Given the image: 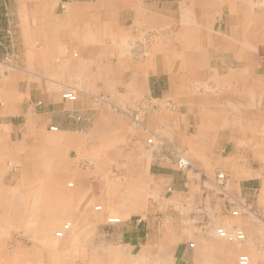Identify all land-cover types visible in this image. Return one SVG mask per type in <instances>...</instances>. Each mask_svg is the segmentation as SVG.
Masks as SVG:
<instances>
[{
  "label": "crops",
  "instance_id": "1",
  "mask_svg": "<svg viewBox=\"0 0 264 264\" xmlns=\"http://www.w3.org/2000/svg\"><path fill=\"white\" fill-rule=\"evenodd\" d=\"M247 1L0 0V32L7 17L15 29L6 52L14 65L0 51V103L13 113L3 115L22 120L7 126L11 137L29 136L21 152H47L55 165L63 151L79 165L73 191L61 183L32 196L70 199L89 233L80 243L87 264H236L214 233L234 226L236 208L246 243L235 252L264 264V64L245 46L264 28ZM219 13L225 30L203 27ZM232 41L243 49L234 65ZM68 91L76 101L61 97ZM1 134L0 164L23 159ZM230 142L236 155L226 153Z\"/></svg>",
  "mask_w": 264,
  "mask_h": 264
},
{
  "label": "rangeland",
  "instance_id": "2",
  "mask_svg": "<svg viewBox=\"0 0 264 264\" xmlns=\"http://www.w3.org/2000/svg\"><path fill=\"white\" fill-rule=\"evenodd\" d=\"M241 2H243V0H241ZM262 2H264V0H248V5L243 7L244 10L247 11V14H249V17L260 16L258 19L260 21V27L264 28V7H261V9L256 7L252 8V4L255 5L256 3ZM223 16L224 15L222 13H219V16L217 14V16L213 19L214 21L208 22L211 24L204 23L202 25L204 28L211 29V26L216 23L215 30L223 31L226 29ZM11 21H13V19L7 17V19H5V27L0 32V51L4 52V55L1 56V61L8 67L12 64L14 65V55L11 53L6 54V52L13 50V44L15 43V29L13 28L14 25L13 23L11 24ZM262 35L264 36V29L257 34L258 37L256 39L255 37H249L245 44L248 52L253 54L254 59L251 61L254 60L258 68L264 64V40L260 41L259 39ZM225 40L226 43L230 41L229 39ZM209 41L210 40L206 38L201 39V43L204 45ZM233 41H236V39ZM233 41L231 42L233 43V51H230V55L232 56L230 60H228L231 61L232 65L239 62V54L243 52V49H238L239 44ZM215 45L218 47L223 45V43H216ZM241 47H243V44ZM210 51H213L211 47ZM235 53H238V55ZM219 60L222 62V60H224L223 56L220 57ZM3 106L4 104L0 103V133H3L1 134V138L5 142V145H8L7 147L14 149L18 148L19 156H22L23 154L25 155L21 160H17L16 158L14 159V156L8 157L6 160H2V164H0V259L4 261L0 264H87V258L85 256V250L87 248L81 247L80 243L82 242L81 239L83 237L86 238L89 233L86 234L83 228L80 229V222L77 223L73 219H79L80 216L77 215L76 217H73L74 214L72 213H74V211L67 207V202L70 199L57 197L56 199L52 198L51 200L44 198L38 200L32 196V193L37 189H39V191H36L37 193H40L41 190H58L61 183L64 185L63 189L73 191L74 187L72 186L74 183V172H78V170H80L79 165L70 166L69 161L65 159V152L63 151L59 152L60 159L56 161L55 165L47 162V156H44L47 152H42L40 154L41 157H39V154L35 151L21 152L20 148L22 143L27 142L29 136L24 135L23 139L22 136L19 138L15 135L12 137L10 136V127L7 126L12 123L14 125H16V123L21 124L22 120L20 118L3 115L4 112L6 114H13L11 110L4 111L5 109ZM48 130L51 131V128ZM234 145L235 144L233 142L225 144L227 154L236 155ZM219 174H224L226 181L227 176L222 171L217 173V180ZM218 183L219 185L221 183L224 185L221 181H218ZM73 202L77 205L79 198L77 196L74 197L73 195L72 203ZM95 205L97 204H93V212H100L101 209L95 210V208L100 205ZM77 211H79V209H77ZM233 211H238V215L233 216L231 214V225L234 226L231 228H225L229 231L238 229L235 225L237 226L240 212L238 208L232 210L231 213ZM110 217L115 216H108L107 218ZM66 223L71 224L69 232H67L63 238H56L55 233L60 231L62 226ZM49 227L50 231H45L46 229L44 228ZM217 228L218 227H216V229ZM216 229L214 232L215 235ZM216 238L217 251L224 253L227 258L231 260L235 256L236 264H238L239 256L243 254L247 255L244 252H235L238 246H244L246 239L241 244H233L220 239L217 235ZM95 252L96 248L89 247V255H95ZM101 253L102 252L98 254ZM19 254H25L28 259L37 258L36 255L38 254L37 256L40 261L34 263L31 261L18 262L17 259L21 258L19 257ZM106 254L107 253H104L103 256ZM81 255H83V258Z\"/></svg>",
  "mask_w": 264,
  "mask_h": 264
},
{
  "label": "built area",
  "instance_id": "3",
  "mask_svg": "<svg viewBox=\"0 0 264 264\" xmlns=\"http://www.w3.org/2000/svg\"><path fill=\"white\" fill-rule=\"evenodd\" d=\"M61 97L65 100L70 101V102H74L77 100V95L73 91L64 92ZM51 130L55 131L56 128L52 127ZM151 141L152 140L149 139V140H147V143H151ZM177 167L180 170H188L190 168V164L186 160V158H184L183 156H179L177 159ZM224 180H225L224 174H219L218 175V181L223 182ZM100 209H101L100 206H97L95 208V210H100ZM231 214L233 216H236V215H238V211H233ZM119 222H120V220L118 218H115V217L107 218V223H109V224H116ZM70 227H71L70 223L64 224L62 226L61 230L55 233V237L56 238H63L65 233H67L70 230ZM216 235L220 239L231 242L233 244H241L246 239L244 232L240 229L229 231V230L221 227V228L216 229ZM238 264H252V263H251L250 257L248 255L243 254V255L239 256Z\"/></svg>",
  "mask_w": 264,
  "mask_h": 264
},
{
  "label": "bare ground",
  "instance_id": "4",
  "mask_svg": "<svg viewBox=\"0 0 264 264\" xmlns=\"http://www.w3.org/2000/svg\"><path fill=\"white\" fill-rule=\"evenodd\" d=\"M257 8V7H256ZM245 67V66H244ZM13 205V204H12ZM43 211V210H42ZM48 242V241H47Z\"/></svg>",
  "mask_w": 264,
  "mask_h": 264
}]
</instances>
